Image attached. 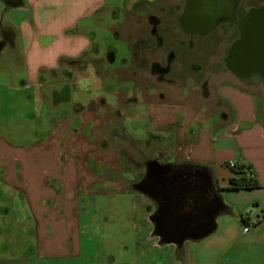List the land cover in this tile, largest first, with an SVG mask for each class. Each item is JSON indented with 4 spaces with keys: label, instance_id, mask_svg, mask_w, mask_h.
<instances>
[{
    "label": "rangeland",
    "instance_id": "obj_1",
    "mask_svg": "<svg viewBox=\"0 0 264 264\" xmlns=\"http://www.w3.org/2000/svg\"><path fill=\"white\" fill-rule=\"evenodd\" d=\"M23 1L24 9H8L0 1V26L10 25L16 31L21 26L24 30L32 27L36 31L34 52L29 63H25L24 42L20 34L16 35L14 48L4 47L0 55V172L3 174L1 176L0 173V264H264V191H216L229 212L215 217L216 228L212 234L196 242H186L180 252L173 245H157V238L149 237L152 229L143 207H150L151 203L147 197L131 191L126 184L131 181L137 166L116 167L114 183L105 182L106 176L94 181L93 174H103L92 173L86 167L87 160L92 157L103 160L107 155L114 158L115 153L105 148L97 133L92 132L89 137L82 135L84 128L86 131L89 128V123L85 127L83 124L95 118L85 113L81 115L82 124L79 123L78 118L72 117L74 113L70 104L46 97V91L52 88L49 83L38 84V76L43 72V76L49 78L50 68H54L52 65H60V60H54L56 55L66 52V48L69 50L71 44L59 37L46 44V36L39 34L32 24L30 6H27L26 0ZM70 1L76 4L82 0ZM125 1L105 2L106 5L120 7ZM89 5L88 9L91 8ZM86 8L87 5L79 11L83 12ZM115 9L106 6V15L97 13L77 22L79 32L89 31L95 35L93 43L99 47L95 60L104 56L107 45L116 50L113 66L105 63L102 66L109 73L128 58L120 35L117 37L109 30L110 26L123 21L122 16L115 19ZM66 10L64 5L49 7L48 13L54 18L43 20L47 29L51 24L58 23ZM136 25L126 20L117 28L121 32H128L129 28L139 30ZM76 34L67 35L73 39ZM217 49L210 43L204 53L192 55L198 83L194 101L198 102V106L206 104L207 96L212 98L222 82L230 80L236 83L224 72L220 63L224 51L220 47ZM58 76H54V86L61 82ZM31 78L35 81L28 82ZM77 78L80 79L79 76ZM204 80L208 81L205 90L208 95L200 89L201 84L206 82ZM24 82L28 83L26 88ZM89 84L91 96L103 95L108 104L112 103V96L102 91L98 80L97 85ZM86 85L85 82L79 83L78 91L72 93L74 101L87 100L88 94L80 93ZM250 92L255 95L251 94L249 98H252L258 119L262 122L264 91L261 88ZM139 105L132 111L141 114L144 107ZM64 114L70 117L65 120ZM106 119L104 117L105 124ZM77 123L81 124L75 129L79 134L78 142L85 145L72 150V145H64L61 136L68 138V125L73 128ZM94 127L101 130L102 125L94 122ZM104 127L108 132L111 126ZM122 127L130 136L142 138L148 126L125 118ZM198 127L202 125L198 124ZM212 130L217 139L215 148H234V141L229 138L225 141L226 138L222 140L220 137L227 132L214 127ZM175 133L176 126L169 127V145L165 142L168 150L173 148L170 143L175 141ZM104 138L107 140L109 136ZM132 154L151 157L154 152L146 150L143 153L140 150V154ZM119 157L120 152L117 153ZM166 157L164 161L170 162V158ZM208 167L217 178V167ZM204 174L199 171L197 175L204 178L202 182L208 185ZM221 183L218 179V186H223ZM255 201L263 210L256 206ZM244 228L248 231L243 232Z\"/></svg>",
    "mask_w": 264,
    "mask_h": 264
},
{
    "label": "flooded vegetation",
    "instance_id": "obj_2",
    "mask_svg": "<svg viewBox=\"0 0 264 264\" xmlns=\"http://www.w3.org/2000/svg\"><path fill=\"white\" fill-rule=\"evenodd\" d=\"M204 1L173 0L166 12L164 8L155 7V9L148 4L138 19L131 20L124 16L123 21L116 24L114 33L117 36L120 35L124 41L128 58L120 63L119 68L112 69L111 73L102 66L104 63L113 66L116 50L111 45H107L104 56L100 60H95L99 47L93 43L87 53L76 59L62 60L57 70L49 72V78L43 76L42 72L37 80L40 85L49 83V87L52 86L49 92L46 91V97L54 98L56 101L62 100L72 106L74 113L72 117L78 118L79 123L82 122V114L99 113V117L95 120H87L90 122H85L84 127L89 123L88 133H97L105 148L115 153L112 160L108 159L110 163L108 161L106 162L108 164L101 165L107 169V172H110L105 182L113 183V177L117 176L116 167L120 165L124 168L137 166L134 175H131V181L126 184L128 183L131 191L149 199L151 206L143 207V213L146 214L151 229L154 227L151 220L155 218L156 211L163 204L164 193L160 189L156 198H153L138 191L137 187L145 178L149 163L156 162L168 166V173L165 175L167 178L165 191L166 194H170L173 215L179 212L191 217L189 224L193 231L205 222L201 212L205 211L209 205L213 206L218 199L212 186L208 182V185L203 183L201 179L204 178L197 175L198 170L188 164H174L171 160L170 162L164 161L166 156L171 157L172 152L171 149L169 151L165 148V142L169 145L167 142L169 132L165 134L163 130L152 127V119L145 110L147 106L171 102L178 104L180 100L190 105L195 104L193 101L198 90V83L195 78V62L192 60V55L196 52L204 53L203 51L210 43H213L216 50L220 47L224 51L220 57V63L226 74L233 76L250 90H261L262 88L264 91V0H211L213 4H218L217 7L213 9L211 4L207 5L203 15L199 17L198 13H202L199 5H202ZM118 11L115 9L114 15ZM115 16V19H118L120 15ZM126 20L132 24H138L136 26L139 30L129 28L127 34L121 37L122 32L117 27L124 24ZM176 28L184 36L183 39H177ZM244 38L245 43L235 51L234 47L239 46ZM247 47L251 48L254 54L251 60L247 56ZM3 48L0 49V55ZM87 57L93 58L88 61ZM90 68L92 72L89 71ZM89 75L99 81L103 92L112 96L111 104L106 102L103 95L91 96L89 83L88 87L80 92L81 95L83 92L88 94L87 100L83 102L73 100L72 93L79 89L80 81L77 77L81 79ZM54 76L61 78L58 86H54ZM220 85L229 86L226 81ZM206 88L207 81L200 86L204 95H208ZM215 98L214 106L220 117L224 114L221 109L226 106L223 100L217 99L220 97ZM138 105L144 107L141 114L132 111ZM69 117L68 114L63 115L65 120ZM104 117L107 118L106 124ZM125 118L138 120L144 126L145 123L147 124L148 127L146 131H143L142 138H134L125 132L126 130L122 127ZM94 122L102 125L101 130L94 127ZM79 123L73 128L68 125V135L77 141L80 139L75 129ZM103 125L111 126L108 132L105 127L103 129ZM102 135H104L103 138ZM105 136L109 138L106 140ZM170 145H174V142ZM140 150L143 153L146 150H153L154 154L151 157L146 154L143 157L132 154L134 152L140 154ZM118 152H120L119 158H117ZM103 160L92 159L96 165L101 164ZM133 170L132 168L131 171ZM94 176L100 179L103 177V175ZM175 207H178L176 212ZM173 221L174 219L170 218V222ZM196 241L198 240L186 242ZM178 250L182 252V246Z\"/></svg>",
    "mask_w": 264,
    "mask_h": 264
},
{
    "label": "crops",
    "instance_id": "obj_3",
    "mask_svg": "<svg viewBox=\"0 0 264 264\" xmlns=\"http://www.w3.org/2000/svg\"><path fill=\"white\" fill-rule=\"evenodd\" d=\"M105 1L106 0H82L73 4L70 0H26V3L28 7L30 6L32 24L37 27L39 34L46 36V38H44L46 44H50L55 37L56 40H58L59 37L66 43L69 42L71 44L69 50L66 48V52H59L56 55L54 60H56V62L60 60L61 63L64 59H76L84 53H87L95 40V35L93 33L89 31H85L86 33L79 32L77 22L80 20L87 19L97 13L106 15L104 8L109 5L119 10L117 15L119 14L122 17L127 16L131 20L138 19L143 10H145V6L148 4L153 8H164V12H166L173 2V0H126L122 3V6L118 7V5H106ZM88 4H90V9H88ZM62 5L67 6L66 13H62L63 17L58 19L59 22L51 24L47 29V23L43 22V20L47 19L49 21L51 18H54L53 14L48 13V8L52 6L61 7ZM85 5H87V8L84 9L83 12H80L79 10ZM70 7L74 8L70 9ZM163 15L165 16V14ZM165 19H167L166 16ZM115 26L116 25H112L109 28L112 34L115 32ZM8 27L12 28L14 31L13 43H15L16 35L18 34H20L23 39L25 63H29V59L32 58L34 52L36 31L32 27H30L29 30L28 28L24 30V27L21 26L17 28L18 31L10 25H8ZM72 32L77 33L75 36H72L74 37L73 39L67 35ZM175 32L177 33V39L184 38L177 28ZM125 34H127V32H122L121 37ZM90 59L92 58L87 57L88 61H90ZM55 64L52 65L54 68H50L51 70H57L59 68V65L57 64L55 66ZM89 71L92 72L91 68ZM231 77L234 78L233 76ZM234 80H236V83L230 80L226 81L229 86L220 85L215 95L212 98H207V102L204 105L198 106L197 101H193L195 104L190 105L188 102L185 103L181 100L178 104L173 102L150 104L147 106V113L152 119V127L163 130L165 134L169 132V127L176 126V133L174 135L175 141L173 148H171L172 152L170 157V160L174 164H188L198 171L205 172L207 174H204L205 178L214 189L215 187L226 188L228 186L227 180L232 174L227 170L225 165L230 161H235V164H244L250 168L252 176L259 185V189L252 191H264V121H259L258 113L255 110V104L252 98H249L253 93L250 92V89H248L245 84L238 81L236 78H234ZM30 81H35V78L28 80V82ZM79 81L87 83L84 88L88 87V83L97 85V79L92 77V75H89L87 78L79 79ZM27 84V82H24L23 86L25 85L26 88ZM216 96L220 97L217 99L223 100L222 102L226 106L221 109L224 114L220 117L214 106ZM207 103H209V105ZM231 109L234 111V114H232ZM232 115L234 116L232 117ZM90 116L96 119L98 114L94 113L89 115V117ZM262 116H264V112ZM198 124L202 125V127H198ZM212 127H214L215 130L223 129V131L227 132V134L222 133L220 137L222 140L226 138L225 141L229 139L234 141V148H215L214 144L217 142V139L213 133ZM82 132H84V136L89 137L91 135L88 133L89 128L87 131L84 129ZM66 135L68 138L61 136L64 145L67 147L72 145V150L73 147L79 149L84 148L83 146L85 144L78 142L74 137L68 135V133ZM103 150L105 149H102V151ZM108 151L112 150L108 149ZM92 159L95 160L98 158H90V160L86 162V167L89 168L92 173L101 172L103 176L108 178L109 176L107 175H109L110 172L106 174L107 169L101 165L108 164L106 163L109 161L108 159L112 160L113 158L107 155L106 158H104L106 161L103 160L99 165L94 164ZM209 165L217 167L219 173L217 178L210 173ZM93 178L95 179L94 174ZM218 179L220 182H223L221 183L223 186H218ZM224 181H226V183H224ZM97 188L100 189L98 186ZM255 202L256 206H259L263 210L259 202ZM183 260L184 259L181 261L183 262Z\"/></svg>",
    "mask_w": 264,
    "mask_h": 264
},
{
    "label": "water",
    "instance_id": "obj_4",
    "mask_svg": "<svg viewBox=\"0 0 264 264\" xmlns=\"http://www.w3.org/2000/svg\"><path fill=\"white\" fill-rule=\"evenodd\" d=\"M6 8L8 9H18L25 8V4L23 0H0ZM205 1H207L205 3ZM202 5H199V9H202V13H198L203 15L205 12L206 6L212 5V8L215 9L218 4H213L211 0H205ZM251 14V13H250ZM202 29H204L202 27ZM245 43V38L242 39L240 45H236L234 47L235 51ZM247 56H249V60L253 59V51L251 48L247 47ZM168 173V166L160 165L156 162L149 163L147 165V170L145 174V178L139 183L137 189L141 193H145L149 197L156 198V194L160 192V189L164 193L163 204L155 213V218L151 220L154 223V227L151 230L150 238L156 237V244H165V245H173L177 248L183 246V244L188 240H201L210 234H212L216 228L215 225V217L220 210V204L218 201H215L213 206L209 205L205 211H202L201 214L205 218L204 224L200 227L196 228L193 231V228L190 226L189 221L192 219L191 217H187L185 214H180L178 211V207H175L176 214L173 215V210L171 208V198L170 194H166L165 191V183L167 178L165 175ZM145 185V189H144ZM184 199V197H183ZM179 205V202H177ZM170 218H173L174 221L170 222Z\"/></svg>",
    "mask_w": 264,
    "mask_h": 264
},
{
    "label": "trees",
    "instance_id": "obj_5",
    "mask_svg": "<svg viewBox=\"0 0 264 264\" xmlns=\"http://www.w3.org/2000/svg\"><path fill=\"white\" fill-rule=\"evenodd\" d=\"M13 40H14V31L12 28L8 26H0V49L3 47L13 48ZM5 41V43H3ZM199 167V166H198ZM225 167L232 174L231 177L228 178V186L226 188H214V193L220 203V213L228 211L227 207L222 203L220 197L216 193L219 190L225 191H251L259 189V185L256 179L252 176V172L250 168L244 164H234L232 168L225 165ZM229 212V211H228Z\"/></svg>",
    "mask_w": 264,
    "mask_h": 264
},
{
    "label": "built area",
    "instance_id": "obj_6",
    "mask_svg": "<svg viewBox=\"0 0 264 264\" xmlns=\"http://www.w3.org/2000/svg\"><path fill=\"white\" fill-rule=\"evenodd\" d=\"M228 166L230 167V168H232L233 166H234V163L233 162H229L228 163ZM248 230L246 229V228H244L243 229V232H247Z\"/></svg>",
    "mask_w": 264,
    "mask_h": 264
}]
</instances>
